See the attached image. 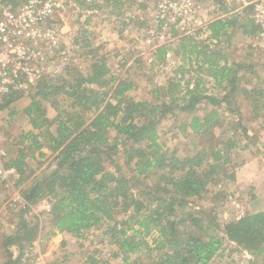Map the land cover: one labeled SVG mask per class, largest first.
Listing matches in <instances>:
<instances>
[{
  "label": "trees",
  "instance_id": "16d2710c",
  "mask_svg": "<svg viewBox=\"0 0 264 264\" xmlns=\"http://www.w3.org/2000/svg\"><path fill=\"white\" fill-rule=\"evenodd\" d=\"M27 1L3 0L2 3L14 10ZM105 3L111 6V13L119 10L118 17L125 14L124 0H105ZM237 21L238 17L214 21L209 26L210 38L220 41ZM241 26L243 34L250 37L258 31L248 18ZM83 35L89 36L85 30ZM85 43L84 47L91 48L90 42ZM198 48L197 44L191 46L185 61L199 64L201 71L216 85H226L224 90H229L230 95L236 93L240 88L238 72L242 66L220 62L225 58L219 51L213 55ZM167 51L166 47L158 48V59L165 57ZM184 70V66H179L174 73ZM68 73L70 79L63 84L38 85L31 103L23 110L32 129L20 134L17 150L6 163L19 172L17 185H22L30 169L28 160L45 158L46 150L56 155L58 168L26 190L27 203L50 202L52 227L61 234L77 238L93 228L116 222L117 216L128 213L120 230L118 224L113 231L119 248L116 256L120 255L125 264H141L139 258H132L142 252L148 254L149 260L153 256L156 261L159 259L152 264H213L224 251L225 241L248 253L252 257L248 264H264V211L226 223L222 237L209 234L201 218L189 215L178 220L176 216L178 209L185 210L202 199L209 192L208 185L223 176L237 143L228 140L222 147H208L193 156L180 157L176 151L169 156L159 140L160 121L179 101L186 99L180 110L194 112L204 99L217 106L227 98L217 100L203 96L197 88L191 90L189 82L186 93L181 96V76L168 81L165 94L169 103L138 101L126 96L133 90L134 83L118 79L112 74L108 60L98 56L93 58L87 73ZM243 91L249 93V90ZM154 92L157 98L159 91ZM58 95H62L67 104L51 119L44 102ZM20 97L14 94L5 97L0 101V112L9 109ZM15 114L11 113V117ZM218 117V111L213 109L204 118L193 117L188 127H181L203 136L219 125L218 121L214 122ZM255 118L260 116L256 114ZM112 134L116 135L115 143L111 140ZM120 145L127 146L124 158L127 165L133 166L132 178L119 173L115 157ZM108 164L117 172L108 170ZM230 179L235 181V174H231ZM139 187L142 190L136 195ZM187 222L189 230L184 225ZM38 237V226L20 225L14 235L5 239L7 258L0 264H25L26 251Z\"/></svg>",
  "mask_w": 264,
  "mask_h": 264
},
{
  "label": "rangeland",
  "instance_id": "374dc122",
  "mask_svg": "<svg viewBox=\"0 0 264 264\" xmlns=\"http://www.w3.org/2000/svg\"><path fill=\"white\" fill-rule=\"evenodd\" d=\"M143 1L144 9L140 8L141 11L135 2L125 4L124 10L130 12L126 17L117 18L115 15L119 10L115 9L113 11L116 14H110L111 7L106 5L105 0H57L59 8L50 20V25L59 35V41L55 48H50L48 44L38 47V51H42L43 59L38 54L35 63L45 70L43 82L39 85L63 84L70 79L69 71L72 75L80 72L85 74L90 69L93 58L98 56L108 60L112 74L118 79L134 83L133 90L126 96L138 101L169 103L170 99L165 94L168 81L181 76V96L186 93L189 82L190 89L197 88L203 96L217 100L227 98L226 102L217 106L204 99L194 112L180 110L186 99L179 101L157 127L160 143L164 145V151L169 156L176 151L180 157H189L208 147H222L228 140L237 143V147L230 154L231 162L226 165L228 169L223 176L208 185L209 192L185 210L178 209L176 212L178 220L189 215L201 218L202 226L209 229V234L222 237L224 225L237 220L241 213L247 214V209L250 208L253 187H241L237 183V172L247 161L264 159V46L253 42L255 35L250 37L243 34L241 25L247 18L237 21L235 27L230 28L228 35L221 37L220 41L211 39L209 26L214 20L221 18V15L209 11L201 15L204 28L194 32L185 29L164 32L160 26L154 24L153 4L148 0ZM2 2L0 0V9L5 7ZM123 23L128 26L125 27ZM84 30L88 32V37L83 35ZM125 30L127 31L124 32ZM87 41L92 44L91 48L84 47ZM196 44L203 53L214 55L217 51L221 52L225 58L220 60L222 63L227 61L232 66H242L238 72L241 78L240 88L236 93L230 95L229 90H224L226 85L223 88L216 85L205 71H201L199 64L185 61L190 47ZM160 47L168 50L166 59L161 54L159 55L162 59H158L157 49ZM177 50L179 54L175 53ZM179 66H184L185 70L175 74L174 71ZM37 90L22 94L9 109L0 112V146L5 149L8 158L17 150L20 134L31 130L29 118L23 110L31 103V97ZM155 90L159 91L160 97L154 96ZM243 90H249V93ZM66 104L62 95L51 96L44 102L47 115L51 119ZM213 109L219 113L214 121H218L219 125L213 131L198 136L190 128L182 129L181 126H189L193 117L204 118ZM11 113L16 114L11 117ZM256 114L260 116L259 119L255 118ZM115 137V134L111 135L113 143L117 141ZM126 147L119 146L115 161L119 173L132 178L133 166L127 165L124 158ZM45 152V158L28 160L30 169L22 185H17L16 182L14 188L0 186V263L7 258L5 239L14 235L20 225L29 223L38 226L39 237L26 251L25 264H125L120 255L116 256L119 248L114 237V228L119 224L120 230V224L128 217V213L117 216L116 222L93 228L85 232L82 238H77L67 233L61 234L52 227V214L47 211L50 202L27 203L24 197L26 190L58 168L56 155L47 150ZM107 168L111 172H117L112 165L108 164ZM231 174H235V181L231 182ZM139 190L142 189H136V195ZM19 196L23 203L19 202ZM184 225L189 230V222ZM154 234L157 235L156 232ZM249 256L236 245L225 241L224 251L215 258L213 264H248L252 260ZM138 258L141 264H152L156 261L154 256L149 260L145 252L133 256L132 260Z\"/></svg>",
  "mask_w": 264,
  "mask_h": 264
},
{
  "label": "built area",
  "instance_id": "2783aa9c",
  "mask_svg": "<svg viewBox=\"0 0 264 264\" xmlns=\"http://www.w3.org/2000/svg\"><path fill=\"white\" fill-rule=\"evenodd\" d=\"M154 6V24L161 30L195 31L204 28L202 13L215 12L218 20L248 18L258 28L253 38L264 46V0H148ZM59 8L57 0H28L17 9H0V101L10 95H22L37 89L45 70L35 63L38 47L55 48L59 35L50 20ZM215 21V20H214ZM210 33L211 31L208 30ZM8 154L0 146V186L14 188L20 179L14 167H7ZM20 203L24 201L19 196ZM51 212V205H47Z\"/></svg>",
  "mask_w": 264,
  "mask_h": 264
},
{
  "label": "crops",
  "instance_id": "0c3cea01",
  "mask_svg": "<svg viewBox=\"0 0 264 264\" xmlns=\"http://www.w3.org/2000/svg\"><path fill=\"white\" fill-rule=\"evenodd\" d=\"M133 2L136 3L135 5L138 7V10L141 11L140 8L144 9V5L142 4L144 2L143 0H136ZM133 2L131 3L130 0H124V3L126 5H128V3L133 4ZM133 8L131 9V12L133 11ZM111 10L112 8L110 9L109 13L113 14L111 13ZM123 12L125 14L121 16V18H123L124 16L126 17L128 12L130 11L127 12L126 10H123ZM115 17L119 18L117 14L115 15ZM123 24L125 27L128 26L127 23H123ZM126 31L127 30H125L124 32ZM175 53L179 54L180 52L177 50L175 51ZM263 167H264V159L256 158L255 160H250L244 163L240 167L239 171L237 172V180H238L237 183L241 187L245 189L249 187H253V194L251 195V203L249 205L250 208L247 209V214H255V213L264 211V170H263ZM244 215L246 214L241 213V215L238 216L237 219H240Z\"/></svg>",
  "mask_w": 264,
  "mask_h": 264
}]
</instances>
